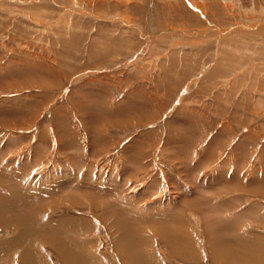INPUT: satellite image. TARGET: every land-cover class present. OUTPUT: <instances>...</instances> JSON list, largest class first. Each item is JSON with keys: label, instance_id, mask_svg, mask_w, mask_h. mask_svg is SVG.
Here are the masks:
<instances>
[{"label": "rangeland", "instance_id": "rangeland-1", "mask_svg": "<svg viewBox=\"0 0 264 264\" xmlns=\"http://www.w3.org/2000/svg\"><path fill=\"white\" fill-rule=\"evenodd\" d=\"M263 17L264 0H0V192L57 174L43 217L82 216L101 264H128L111 203L145 217L157 264H264Z\"/></svg>", "mask_w": 264, "mask_h": 264}, {"label": "bare ground", "instance_id": "bare-ground-1", "mask_svg": "<svg viewBox=\"0 0 264 264\" xmlns=\"http://www.w3.org/2000/svg\"><path fill=\"white\" fill-rule=\"evenodd\" d=\"M257 19H259V18H257ZM120 20H122V19H120ZM251 21H253V20H251ZM249 23L243 24V25H235V27H233V28H239V29H237L239 32V31L245 30L246 29L245 26L252 28L251 26H253V23L255 26L257 25L256 22H254V21L251 25H249ZM231 29H232L231 27L227 30L221 29V31H219V32H222V34H224L226 32H229ZM254 29H255V27H254ZM235 35H236V33H235ZM9 65H11V64H9ZM9 72H11V71L9 70V71L4 72V71L0 70V80L2 81V80L7 79L6 75ZM57 111H58V109H57ZM19 127H21V126H19ZM19 130H20V128H19ZM56 176H58V175L56 174L55 177H53V179L49 178L51 181H49V180L47 181L48 178H46V177L44 178V179H46L47 182H49L48 183V184H50L49 187L46 186L47 183L46 184L44 183L45 185H43V182L38 184V182L36 183V182L28 181V182L23 183L24 187H22V189H21V188L17 187L19 185L21 187V184L15 185L14 187H12V184H14V183H10L11 182V180H10L9 184H7L8 185L6 187L7 189L3 193L0 192V227L1 228L14 227V229H15L12 237L7 236L8 238H6V234L5 235L3 234L4 238H0V264H3V263L10 264V263L15 261V260H13L14 258L21 260V262L23 264H40V263L46 264L45 259L40 254L41 252H39V249H38V247L41 246L40 244L42 242H45V243L47 242L49 244L51 243L52 245H54L56 250H59L60 255H62V257L64 258V260L67 264H101L99 262V260L97 259V257H95L91 252V247L93 245V241L91 240V238L86 239L85 238L86 236L83 235L85 233L84 231H88L91 228V225L82 216L64 217V218L58 219L57 221L56 220L47 221L48 218L44 219L43 215L45 212H43V211H45L46 208L48 209L49 205L59 203V202H65L64 196L62 194L63 191L59 192V194H58V192H57L58 190H56V188L58 187V185H57L58 183L57 182H56L57 184L55 183V180H57ZM5 177H6V175H5ZM70 177H72V176H70ZM1 178H2V176H0V179ZM59 180H60V178H59ZM64 180H66V179H64ZM40 181H41V179H40ZM82 193H85V191L83 190ZM74 203H77V202L74 201ZM100 203H101V201H100ZM108 205H109V203H108ZM110 205H111V207H109V206L108 207L111 209L107 210V219L108 218L114 219L113 221H114L115 225L112 226L113 228L111 227V230L113 231L115 248L119 252H121L122 257L123 258L125 257L128 264H157V262H155V260L152 259L151 256L147 254L148 252L150 253L149 248H148V241H147L149 239V238H147L148 237L147 233L149 232L148 230H149L150 225L146 224L145 217L143 218V216L142 217L139 216V218H138V212L136 210V212H137L136 216L137 217H133L135 219L131 220V219H129L130 216L129 217L125 216L126 213L125 214L122 212L120 213L119 210H117L116 208L113 207L112 203ZM142 214H144V213H142ZM176 215H177V213H176ZM140 217H141V219H140ZM174 218H175V216H174ZM182 218L177 217L176 220L178 219L177 221L180 222V220L182 221ZM104 219H106V216ZM110 221L113 223L112 220H110ZM110 221L108 220L109 223H110ZM55 222H57V223H55ZM177 225H178V223H177ZM180 225L183 227L184 223L180 224ZM109 226H110V224H109ZM177 227H179V225ZM163 228H164V226H163ZM172 228H173V226H172ZM159 231H161V230H159ZM169 231L170 230H167V229L163 230V232L165 234L174 235V233L169 232ZM166 236H168V235H166ZM166 236H164V237L166 238ZM175 236L176 237L175 238L173 237V239H169L168 237L166 239H168L173 246L174 245L178 246L177 247L178 249H179V243L180 242H177V240L181 239L182 241H184V243H185L184 245L189 244V242H190L189 239H187L185 241L184 238H180L179 237L180 235H178V234H176ZM170 238H172V237L170 236ZM181 240H179V241H181ZM190 245H191V243H190ZM142 246H143V250H142ZM146 248H148V249H146ZM183 250L185 252L188 251L187 248H184ZM141 253H143L144 257L146 258V261L144 260L145 262L143 261V257L141 256ZM181 253H183V252H181ZM234 256H235V254H234Z\"/></svg>", "mask_w": 264, "mask_h": 264}]
</instances>
